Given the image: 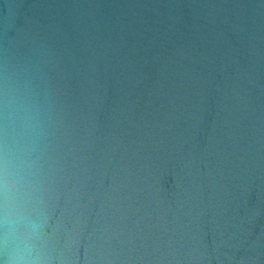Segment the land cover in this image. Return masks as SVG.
Segmentation results:
<instances>
[{
    "label": "water",
    "instance_id": "1",
    "mask_svg": "<svg viewBox=\"0 0 264 264\" xmlns=\"http://www.w3.org/2000/svg\"><path fill=\"white\" fill-rule=\"evenodd\" d=\"M6 212L42 264H264V0H0V264Z\"/></svg>",
    "mask_w": 264,
    "mask_h": 264
},
{
    "label": "clouds",
    "instance_id": "2",
    "mask_svg": "<svg viewBox=\"0 0 264 264\" xmlns=\"http://www.w3.org/2000/svg\"><path fill=\"white\" fill-rule=\"evenodd\" d=\"M4 169L7 174L9 161L4 160ZM8 190L7 183L5 191ZM5 227V247L9 239L14 244L12 253L7 257L6 264H42V261L32 255V241L38 236L40 225L27 217L16 216L14 213L6 212L3 220ZM20 225H23L21 231Z\"/></svg>",
    "mask_w": 264,
    "mask_h": 264
}]
</instances>
